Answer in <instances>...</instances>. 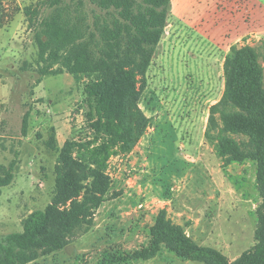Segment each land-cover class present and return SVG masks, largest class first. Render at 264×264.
I'll use <instances>...</instances> for the list:
<instances>
[{"label": "rangeland", "instance_id": "obj_1", "mask_svg": "<svg viewBox=\"0 0 264 264\" xmlns=\"http://www.w3.org/2000/svg\"><path fill=\"white\" fill-rule=\"evenodd\" d=\"M3 1L20 9L0 29V173L14 165L12 180L0 187V240L22 231L23 220L51 201L63 143L92 136L83 81L76 83L67 71L39 73L44 63L38 61L36 27L56 7L43 5V0ZM182 1L180 16L176 7L181 0H171L167 25L145 73L138 105L150 118L148 127L131 151L108 160L109 198L95 210L87 231L27 264H203L165 245L150 259L127 258L147 246L161 209L197 244L216 248L229 260L255 244L261 201L255 162L224 165L204 134L209 107L223 92V61L230 46L258 47L264 72V17L252 18L244 0H195L188 13V0ZM30 2L39 9L31 26L22 11ZM258 2L264 8V0ZM94 8L92 0H63L58 7L64 16L90 25Z\"/></svg>", "mask_w": 264, "mask_h": 264}, {"label": "trees", "instance_id": "obj_2", "mask_svg": "<svg viewBox=\"0 0 264 264\" xmlns=\"http://www.w3.org/2000/svg\"><path fill=\"white\" fill-rule=\"evenodd\" d=\"M62 1H42L56 9L36 27L38 61L44 63L39 73L67 71L76 83L83 81L82 101L92 136L85 141L68 139L60 147L51 201L23 220L22 231L0 240V264H27L62 249L78 231H87L95 210L111 194L110 156L131 151L150 121L138 100L172 10L171 0H92L98 10L93 9L92 25L64 16L58 9ZM19 9L0 0V29ZM22 11L29 26L36 23L37 3L24 5ZM99 12L109 18L100 19ZM260 47L264 50V40ZM259 55L258 47L249 44L230 46L223 61V92L209 107L204 134L224 165L247 159L255 162L261 197L255 244L229 260L218 249L197 244L161 209L147 246L127 253V258L150 259L165 245L178 256L203 264H264V72ZM50 147L55 149L54 143ZM2 169L0 187L12 180L14 165Z\"/></svg>", "mask_w": 264, "mask_h": 264}, {"label": "crops", "instance_id": "obj_3", "mask_svg": "<svg viewBox=\"0 0 264 264\" xmlns=\"http://www.w3.org/2000/svg\"><path fill=\"white\" fill-rule=\"evenodd\" d=\"M194 1H195V0H188V1H187V2H188L187 5H186V3H185L186 8H184V11H187L186 13L189 12L188 5H189V7L195 6V5H194ZM197 1H199V0H197ZM244 1L248 4L249 9L251 10V17H252V18H258V19H261V18L264 17V8H262V5L259 4L258 0H244ZM205 2L208 3L207 0H205ZM258 4H259V5H258ZM182 6H183V1L181 0V4H180V6L177 5V7H176V14H178V15H180V16H182V15L184 14ZM177 10H178V11H177ZM179 13H180V14H179ZM182 13H183V14H182ZM255 20H257V19H255ZM263 23H264V22H263ZM260 25H262V24H260ZM254 29H257V28L255 27Z\"/></svg>", "mask_w": 264, "mask_h": 264}]
</instances>
